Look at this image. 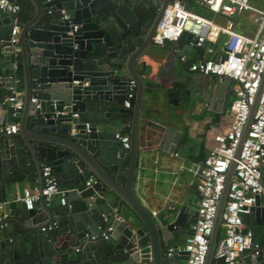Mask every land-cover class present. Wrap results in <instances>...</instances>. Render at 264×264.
<instances>
[{"label": "water", "instance_id": "95a60500", "mask_svg": "<svg viewBox=\"0 0 264 264\" xmlns=\"http://www.w3.org/2000/svg\"><path fill=\"white\" fill-rule=\"evenodd\" d=\"M29 1L32 12L27 19L0 8L2 125L15 120L11 116L14 109L3 100L15 88L22 91L23 98V106L17 111L18 131L0 133V264H181L188 257L187 251L176 248L167 255L165 250L171 246L174 234L178 235V242L184 243L194 231L198 216V197L192 194L195 187L187 197L156 217L137 194L135 183L142 135L147 140L156 139L159 148L171 152L181 144L180 131L153 122L150 106L162 98L170 113L179 118L177 110L182 101L189 99L190 90L177 82L171 87L155 88L145 82L143 74L152 49L166 47L185 54L190 48L201 52L202 47L189 43L188 32H182L175 40H164V44L153 42L172 0ZM185 6L192 8L189 2ZM62 9L68 19H61ZM15 21L19 31L16 42L11 43ZM71 24H79L75 32H71ZM183 38L188 41L185 45L180 43ZM131 80L135 82V94L129 99L130 107H125ZM263 82L264 71L226 173L204 264L223 262V258L214 259L222 212L235 159ZM116 132L129 134L128 148L115 138ZM176 151L181 153L183 149ZM45 163L51 165L60 187L68 189V202L58 208L59 226L48 233L38 232L33 244L27 243L25 233L18 234L12 242L13 222L4 215L6 193L11 183L27 176L25 168L32 165L41 186V168ZM92 177L97 182L85 186V181ZM20 203L19 218H31L34 223H21L25 230L38 229L35 222L41 218L46 224L53 220L43 199L38 203L45 209L44 216L39 214L37 202L31 209ZM8 214L12 215L13 210ZM249 220L253 233L254 225L259 227L262 244L255 256L249 250L242 252L244 264H264L261 196H256ZM102 231L105 236H101ZM20 250H25L23 257Z\"/></svg>", "mask_w": 264, "mask_h": 264}, {"label": "built area", "instance_id": "2783aa9c", "mask_svg": "<svg viewBox=\"0 0 264 264\" xmlns=\"http://www.w3.org/2000/svg\"><path fill=\"white\" fill-rule=\"evenodd\" d=\"M203 8L212 14L222 17L223 22L199 14L186 8L185 0H172L166 7L160 24L153 36V42L164 44V40L172 41L182 32L191 35L190 44L207 47L212 52V45L220 35L226 39L220 52L192 62L189 69L204 75H212L227 79L230 82L233 99L231 102V117L228 128L213 134L207 144L206 154L200 171L195 180L197 200V221L182 245L168 246L166 254L183 249L188 252L185 264H204L209 246V235L212 231L217 202L221 196L226 180L230 161L233 159L236 146L240 142L246 123L249 107L253 103L259 89L264 71V5L254 6L251 0H196ZM191 5V4H190ZM0 8L18 14L20 5L16 1L0 0ZM243 12H249L252 23L256 26L251 33L239 30L235 19ZM65 9L61 10V19H68ZM79 24H71V32H75ZM19 25L15 21L9 41L16 42ZM204 42L209 45L204 46ZM184 60V56H180ZM74 83H78L77 80ZM87 84V82H84ZM22 91L13 89L2 103L8 102L14 109L11 116L16 120L18 110L23 106ZM135 94V82L130 81L124 106L130 107L129 99ZM35 101V98L31 99ZM0 133L12 134L18 131V122L1 124ZM86 129L88 123H85ZM75 133L74 130L71 132ZM115 138L124 148L129 147V135L116 132ZM264 156V82L259 94L258 103L249 125L246 137L241 143L238 157L235 159L234 175L228 186L227 201L222 212L223 236L218 239L214 259L223 258L221 264H244V250H249L252 256L258 254L260 243L254 239L250 227L244 225V216L249 215L254 207L256 196L264 195L262 181V161ZM42 184L24 188L17 198L27 209L43 199L46 203L58 198L61 205L67 203L68 189L60 187L51 165L45 163L41 168ZM97 179L92 177L85 181V186H91ZM153 215L155 213L153 212ZM59 222L52 220L40 227L42 231L57 228ZM101 236H105L101 232ZM91 238H94L92 236ZM80 248H76L79 251Z\"/></svg>", "mask_w": 264, "mask_h": 264}, {"label": "crops", "instance_id": "0c3cea01", "mask_svg": "<svg viewBox=\"0 0 264 264\" xmlns=\"http://www.w3.org/2000/svg\"><path fill=\"white\" fill-rule=\"evenodd\" d=\"M206 11L205 8H202L204 16L214 19L215 15L209 16L207 12H211ZM241 29L247 32L244 28ZM225 39L224 34L220 35L212 45V52H208L207 47H202L201 52L190 48L187 49L185 54L179 50L166 47L155 48L150 52L151 58L147 61V67L143 74L148 85L155 88L171 87L173 83L177 82L183 83V87L190 90L189 99L182 101L179 110H177L180 115L179 118L170 113L167 103L162 98L150 106L154 123L171 127L182 133L181 144H177L176 148H182L183 152L177 153L176 148L173 152L159 148L156 139L155 141L147 140L143 135L139 138L141 158L135 183L136 192L152 213H155L156 217H161L164 212L175 205L176 201L187 197L188 191L195 187L192 183H195L197 173L202 166L207 144L212 139L213 134L228 128L227 124L231 117L230 107L233 99L229 80L204 75L189 69L192 62L217 55ZM180 43L185 45L188 41L183 38ZM181 55L184 56V60L180 59ZM155 93L162 94L160 90H155ZM3 113L0 110V117ZM15 121H8L7 123ZM261 168L264 184V165ZM25 171L27 176L11 183V187L6 193L7 202L4 204V215L5 218L8 217L13 222L14 236L11 239L12 242L17 240L18 234L25 233L27 243L30 241L33 244L38 232L48 233L49 231L40 229L41 226L46 224L42 220L43 218L35 222L38 229L25 230L21 224L33 226L34 223L31 222V218L25 220L19 218L21 201L17 198V195L21 194L24 188L39 185L35 167L33 165L26 167ZM192 194L198 197L196 191ZM261 200L264 203V195H261ZM60 206L62 205L57 197L49 204L45 203V207L53 214V220L58 221V208ZM37 209L40 210L39 214L46 215L43 205L38 203ZM10 210H13L12 215L8 214ZM244 225L247 227L252 226L249 215L244 216ZM254 226V239L260 242L262 241L261 232L258 226ZM2 232L0 230V238ZM174 236L171 246L182 245L183 243L177 241L178 235L174 234ZM24 253L25 250L19 252L21 257L24 256ZM70 256L74 257V253H71ZM131 263L127 262L125 264ZM180 263L185 264L186 260L182 259Z\"/></svg>", "mask_w": 264, "mask_h": 264}, {"label": "trees", "instance_id": "16d2710c", "mask_svg": "<svg viewBox=\"0 0 264 264\" xmlns=\"http://www.w3.org/2000/svg\"><path fill=\"white\" fill-rule=\"evenodd\" d=\"M185 1H187V2H189L191 4V7H192L193 11L204 15L203 12H202V8L203 7L196 0H185ZM16 2L20 5V10L18 12L20 18L21 19H27L30 16L31 12H32V5H31L30 1L29 0H16ZM260 2L262 3V5H264V0H260ZM239 18L240 17H238L236 19H239ZM237 28L239 29V27H237ZM239 30H242V29L240 28ZM222 236H223V229L221 228L220 233H219V238H221ZM259 243L261 245L262 241H260Z\"/></svg>", "mask_w": 264, "mask_h": 264}, {"label": "rangeland", "instance_id": "374dc122", "mask_svg": "<svg viewBox=\"0 0 264 264\" xmlns=\"http://www.w3.org/2000/svg\"><path fill=\"white\" fill-rule=\"evenodd\" d=\"M250 3L254 6H262V3L260 2V0H258V1L252 0ZM249 14H250L249 12H243L241 15L242 17H240L239 19H236L235 22H236L237 26L239 27V29L244 28L245 30H247L248 33H251L255 30L256 26L252 23ZM207 15L212 16L213 14L207 12ZM214 19L218 22H223V19L220 16L215 15ZM222 229H223V227H222Z\"/></svg>", "mask_w": 264, "mask_h": 264}]
</instances>
